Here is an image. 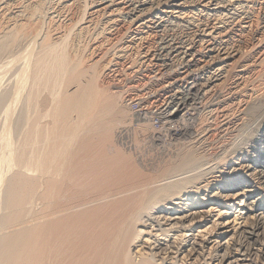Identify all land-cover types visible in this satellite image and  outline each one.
I'll list each match as a JSON object with an SVG mask.
<instances>
[{
  "label": "bare ground",
  "instance_id": "6f19581e",
  "mask_svg": "<svg viewBox=\"0 0 264 264\" xmlns=\"http://www.w3.org/2000/svg\"><path fill=\"white\" fill-rule=\"evenodd\" d=\"M249 2L254 1L83 0L80 20L71 21V26L70 23L68 27L64 26L63 36L60 34L62 30L51 29L53 26L49 27L50 32L46 33V29L41 38L39 31L42 30L37 28L42 26H33L32 36V30L25 32L26 25L23 28L24 23L20 21L21 29L20 24L3 26L5 30L1 31L5 32L0 36V64L3 69H0L7 70L6 73L12 71L8 77L5 76L7 84L5 79L0 80L7 85L3 84L6 88H0V117L9 112L15 113L17 108L14 109V104L20 101L23 104L18 107V119L13 121V125L8 124L6 119L0 121V135L16 134H12L16 140L15 143L12 141V147H5L10 142L4 136L8 143L3 139L7 144L0 150V264H264V5L261 21H256L258 26H255L252 35H245V31L239 30L240 41L236 43L233 40L236 26L246 20L243 15L247 6L244 4ZM53 14L49 19L58 20L59 13ZM30 15L27 22L33 23L34 12ZM195 16L204 18L202 23L199 21L201 24H196L197 27L205 26L206 29L214 23L209 32L202 28L192 30L193 26L190 28L188 24ZM242 16L244 18H240ZM170 18L178 20L174 26L181 28L180 34L184 35L186 28L189 33H194L192 36L195 38L203 37L202 34L208 37L210 56L207 64L202 66V57L197 58L191 48L185 47L193 41L192 36H175L169 40L160 38L155 49L147 44L148 38L157 35L156 30ZM118 21L130 24L124 34L129 35L125 43L129 46L141 45L140 63L144 67L147 65L148 68L153 60L167 68L177 63L185 70L182 73L185 77L182 78L191 80L185 86L180 84L183 79H178L180 85L169 82L168 86L158 82L161 78L158 81L153 79V82L149 80L156 89L152 90L153 95L160 92L164 99L159 101L160 105L155 103V110L148 113L141 106L147 96L144 100L143 96L137 99L139 110L135 112V121H148L151 117L147 114H150L161 124L170 125L178 115L192 113L194 116L195 112L218 104L221 121L217 130H223L225 135L221 133L223 140L217 145L213 141L215 137L212 139L214 146L211 145V149L218 151L214 156L203 154L208 148L204 144L207 139L202 135L193 139L192 148L189 144L188 149L183 144L179 149L176 147V152L179 150L175 153L176 159L169 162L166 159L167 163L163 162L162 167H157L158 162L156 165L152 162L159 168L157 175L152 174L156 176L146 174V177L139 170L137 172L136 169L140 168L134 166L131 169L130 165L127 169H119L123 162L119 164L117 159L107 158L109 156L104 150H109V146H102L109 142L105 133L116 131V127L119 136L125 137L130 134L131 125L125 126L126 117L123 124L124 117L117 118V110H112L118 105V101L115 102L118 95L116 98L115 94L109 96L105 92L108 95L104 98L107 99L106 104L98 101L101 94L94 87L91 76L85 75L87 70L80 67L81 58H76L80 51L73 49L76 59H72L68 52L70 43L68 45L67 42L68 38L72 39L70 35L78 36L80 40L79 36L88 33L90 28L94 29L95 23L98 29L100 26L101 32L114 31ZM26 28L29 30L30 27ZM163 30L161 32L167 29ZM52 31L56 32L54 35L57 38L49 41L47 38ZM38 36L40 39L37 42ZM119 38L118 42L116 39L113 44V40L109 42L110 45L105 41L109 45L107 53L110 51L120 57L130 48L123 42L124 46L119 44L122 41ZM253 41L255 43L251 44ZM239 47H242L239 57L228 64L236 58L235 50L237 52ZM151 54L152 59L148 61ZM4 72L1 73L6 74ZM202 79L204 83L209 81L208 84L211 82L213 85L212 95H206L208 91H204ZM204 96L206 100L203 101ZM213 97L221 101L215 103ZM137 100L134 99L136 103ZM97 101L106 106L99 108ZM45 118L48 120L46 123L43 121ZM109 123L111 127L117 126L111 128ZM111 123L116 124L112 126ZM203 125L206 126V122ZM174 130L171 136H167H177L174 141L182 140L178 138L185 134L182 129ZM109 135L113 134H108V139ZM107 145L112 144L109 142ZM119 151L122 152L121 149ZM119 155L117 153L116 157L122 158ZM3 167L7 168L6 172H3ZM103 167L112 168V171L108 173L105 170L104 173ZM100 172L102 175L117 174L111 178H105L108 174L103 175L102 178Z\"/></svg>",
  "mask_w": 264,
  "mask_h": 264
},
{
  "label": "rangeland",
  "instance_id": "374dc122",
  "mask_svg": "<svg viewBox=\"0 0 264 264\" xmlns=\"http://www.w3.org/2000/svg\"><path fill=\"white\" fill-rule=\"evenodd\" d=\"M2 1V2H1ZM9 0H0V36L1 35H3L2 33H4L5 31V28H6V26L8 27V25H11L12 24V26H13V24H14V26H18L19 24V26H21L23 23H24V25H23V28H24V26H25V32L26 31H28V32H30V29L32 30L30 33V35L32 36V33L34 34V31H33V28L35 27V28H37L38 26L39 27H41L42 26V28H37V29H41L42 31H39L40 33H39V36H40V38L42 37V36H44L47 32H50V30L51 29H53V28H58L59 29V31H61V33L60 32H58V33H60L62 36L64 35V33H62L63 32V30L65 29V27H68L69 25L71 26L72 24H71V21L73 22V21H77V20H80V18H81V13L83 12V4L81 3V2H83V0H77V1H75V0H10L9 2H10V4H9V2H8ZM26 1V2H25ZM73 1H74V3H73ZM90 1V0H89ZM252 1H254V2H249V3H246V4H244V6H247L246 8H244L245 10H244V14L245 15H243L245 18H246V20L244 21V22H242L239 26H236V28H235V31H233V35H234V42H236V43H238V41H240V36H238V35H240L241 33H239V30H242V31H245V35H252V33L255 31V29L254 28H256L255 26H258V23H260V21H261V10H262V6L264 5V1H262V0H252ZM257 1V2H256ZM261 1V2H260ZM14 3V4H13ZM23 3V4H22ZM258 3V4H257ZM261 3H262V5H261ZM8 4V5H7ZM13 4V5H12ZM18 4V5H17ZM21 4V5H20ZM67 4V5H66ZM9 6V7H8ZM63 6V7H62ZM7 7V8H6ZM23 7V8H22ZM25 7V8H24ZM257 7V8H256ZM36 8V9H35ZM38 8V9H37ZM64 8H66V9H64ZM12 9V10H11ZM256 9V10H255ZM258 9V10H257ZM37 10V11H36ZM58 10V11H57ZM64 10V13H62V11ZM66 10H67V12H66ZM248 10H249V12H248ZM252 10V11H251ZM20 11V12H19ZM22 11V12H21ZM42 11V12H41ZM45 11V12H44ZM53 11V12H52ZM60 11V12H59ZM34 12V16L32 15V17H33V23L30 21V22H27V21H29V19L31 18L30 16V14H32ZM52 12V13H51ZM56 12H58L59 13V17H58V20H57V18H53V19H49V18H51V16H54V14L53 13H56ZM17 13H18V15H17ZM20 13H22V14H20ZM25 13V14H24ZM41 14V16H40V14ZM46 13V14H45ZM50 13V14H49ZM252 13V14H251ZM6 14V15H5ZM51 14H53V15H51ZM260 14V15H259ZM16 15V16H15ZM20 15H21V17H20ZM35 15H37L36 17H35ZM39 15V16H38ZM66 15H67V17H66ZM1 16H2V18H1ZM7 16V17H6ZM18 16V17H17ZM24 16V17H23ZM29 16V17H28ZM45 18H44V17ZM61 16V17H60ZM63 16V17H62ZM240 17V18H244V17ZM255 16V17H254ZM26 17V18H25ZM64 17H65V19H64ZM8 18V19H7ZM36 19V21H35V19ZM40 18V19H39ZM66 18H67V21H66ZM72 20H71V19ZM196 18H197V21H196ZM13 19H14V23H13ZM18 19V20H17ZM20 19V20H19ZM27 19V20H26ZM39 19V20H38ZM43 19V20H42ZM49 19V20H48ZM60 19V20H59ZM174 18H170V21L168 20V25H167V23H165V25L163 26V27H161L160 29H158V30H156V31H158V33H157V35H152V36H150L149 38H148V40H147V44H150V46L151 47H153V49H155L154 47H157L159 44V39L160 38H163L164 39V37H166L165 38V40H169V38L171 39V38H174L175 36L178 38V37H180L181 36V38H182V36H192V34H194V33H189L190 32V30H185L186 28H184V31L183 32H185V34L184 35H182V34H180L181 33V31L179 30V29H181V28H177V27H175L174 25H175V23L177 24L178 23V20L177 19H174ZM200 19V20H199ZM204 18H201V17H198V16H195V19L194 18H192V20H191V22H190V24H188L189 26H190V28L192 29L193 27V29L192 30H197V29H201L202 28V30L203 31H205V32H209L208 30H210L209 28H211L212 26H213V24L214 23H211V25L209 26L208 25V27H206V29L204 28L205 26H201V27H197V25H199V24H201L202 23V20H203ZM250 19V20H249ZM7 20H11V22H7ZM15 20H16V22H15ZM25 20V21H24ZM42 20V21H41ZM52 20V21H51ZM54 20V21H53ZM55 20H56V22H55ZM65 20V21H64ZM258 20V21H257ZM6 21V22H5ZM18 21H20V22H18ZM39 21V22H38ZM59 21V22H58ZM75 21V22H76ZM171 21H174V22H171ZM176 21V22H175ZM201 23H200V22ZM258 23H257V22ZM54 22V23H53ZM74 22V23H75ZM95 22H96V20H95ZM124 22V23H123ZM193 22V23H192ZM197 22V23H196ZM245 22H247V23H245ZM249 22V23H248ZM8 23V24H7ZM29 24L30 26H27V24ZM31 23H32V25H31ZM42 25H41V24ZM45 23V24H44ZM49 23V24H48ZM53 23V24H52ZM61 23V24H60ZM70 23V24H69ZM83 23V22H82ZM169 23H170V25H169ZM251 23V24H250ZM256 25H255V24ZM16 24V25H15ZM55 24V25H54ZM65 24V25H64ZM69 24V25H68ZM96 24L97 23H95V27H94V29H92V28H90L89 30H88V33H86L85 35L83 34V35H81V36H79L80 37V40H78L79 38H77V37H75L74 35H70L71 37H72V39L71 38H68V45H69V43H70V47H69V50L70 51H68L69 52V54H70V57H72V59L74 58V59H76V58H81L80 60H81V65H80V67L81 68H84L85 70H87L86 71V73L87 74H85L86 76H88V77H90L91 76V80H93L92 82H93V84H94V87L96 88V90L102 95V96H104V97H102L101 95H98V101L100 102V100H101V102L102 101H104L105 102V104H106V102H107V99H105L104 100V98H106L105 97V95L106 96H108L107 94L109 93V96L110 95H112L111 93H113V94H115L114 96L116 97L117 95V99L115 100V102L116 101H118V105H115V108L114 109H112V110H117V111H115V112H118V116H120V117H118L117 116V114H116V117L117 118H122L123 119V117L125 116L126 117V121H127V123H126V121H125V117H124V119H123V124H125L126 123V125L125 126H128L129 124L131 125H129L128 127L129 128H131V130H130V134H127V135H125V137H124V135H122V137L121 136H119V134L117 133V128L115 127V126H117V124L116 123H113V124H116L114 127H111L110 126V123H109V126L111 127V128H114V129H116V131H114V132H106L105 134H106V136H107V140L110 142V144H112V145H107L108 143L107 142H105V143H107V144H103L102 146H104V145H106V146H109V150L108 149H105L106 148V146L104 147V148H101V149H105L104 151H105V153H106V156H109V157H107V158H109L110 160H112V159H117V161L119 162V164L120 163H122L123 162V164L121 165V166H119V169H122V168H124V169H127L128 168V166L130 165V167L129 168H131L132 169V167H138V168H140V169H136L137 170V172H138V170H139V173H143V174H149L148 176L149 177H151V176H156L157 174H158V171H159V168H157L158 167V165H159V167L161 166H163L165 163H167V162H169V161H173V159H176L175 158V153H177L176 152V147L179 149V146H180V144H183V145H185V147L188 145V146H194V145H192L191 143H193V139H197L199 136L200 137H202V135L203 136H205L206 138L205 139H207V141L204 143L205 144V146L208 148V151L206 150V148H205V151L207 152H204L203 154H206V155H209V157L210 156H214L215 155V153H217L215 150H212L213 149V147H211V145L212 146H214V142L216 141V145L217 144H219V142L218 141H222L223 140V138L221 137V136H223V134H221V133H224V135H225V132H223V130H217L219 127V124H220V121H221V118H220V116H221V114H220V109H218L219 107L217 106V105H214L213 107H209L208 109H206V110H199L200 112H195V115L194 116H192V113H191V115H190V113L189 114H185V115H178V117L177 118H175L172 122L173 123H171L170 125H166V124H161L158 120H156L155 119V117L153 118L152 117V115H148L147 114V117H151L150 119L149 118H147L146 120H148V121H140V122H138L139 124H140V126L142 127H140L139 126V124L135 121V112L137 111V110H139V108H138V106H137V104H138V100L137 99H140V97H142L143 96V99L142 100H144L145 98L144 97H146V99L144 100V102L145 103H143V101H142V103H143V105H141V106H143V108H144V111L145 110H147V113L148 112H153V110H155L154 108H155V106H157V104H155V103H157L158 102V105H160L159 104V101L163 98L164 99V97L162 96V93H160V92H158V93H156V96H154L153 95V91H156V89H155V87H154V85L152 84V82L153 81H158L160 78V80L158 81V82H160V83H163L164 85H167L169 82L170 83H176V82H178V85H180V84H183L184 86H185V83L186 82H188L189 80H187V81H185L186 80V78H182V77H185V75L184 74H182L185 70H183V67L180 65V64H178V65H180V66H178L177 65V63L176 64H173V67H162L161 66V64L160 63H156V61H151L152 63H151V65L148 67V68H146L147 67V65L144 67L140 62H142L140 59H141V56H142V47H140L139 48V46H141V45H131V46H129L128 44H126L125 43V41H127L128 40V37H129V35H124L125 34V32H126V30L128 31V29H129V25L130 24H127L125 21H118V23H117V26L115 27V28H117V29H115V28H113V29H115L114 31L111 29V30H105L104 32H101L99 29H100V26H99V29H98V27L96 26ZM180 24H182V23H180ZM196 25V26H194V25ZM249 24V25H248ZM254 24V25H253ZM6 25V26H5ZM36 25V26H35ZM48 25V26H47ZM119 25V26H118ZM187 25V24H186ZM5 28H4V27ZM34 26V27H33ZM50 26H53V27H51V29H49V27ZM58 26H60V28L58 27ZM65 26V27H64ZM173 27V29H175V30H173V29H171L172 27ZM188 26V27H189ZM193 26V27H192ZM253 26V27H252ZM3 27V28H2ZM26 27H30L29 28V30L26 28ZM32 27V28H31ZM45 27V28H44ZM47 27V28H46ZM197 27V28H196ZM247 29H246V28ZM22 28V26L19 28V29H21ZM44 28V29H43ZM164 30H166L165 32H166V34H165V32H161L163 29ZM196 28V29H195ZM2 29H4L3 31H1ZM27 29V30H26ZM37 29H35V30H37ZM46 29H48L47 31H46ZM238 29V30H237ZM250 29V30H249ZM251 29H253V30H251ZM16 29H14L13 31H15ZM163 30V31H164ZM23 31V30H22ZM45 31H46V33H45ZM110 31H111V33H110ZM169 31H170V33H169ZM250 31V32H249ZM20 32V31H19ZM107 32V33H106ZM175 34H174V33ZM182 32V33H183ZM217 32H219V31H217ZM246 32H248V33H246ZM56 32H54V31H52V34H49V35H51V36H48V38L47 39H49V41L50 40H52V41H54V38L56 39L57 38V36H55L54 34H55ZM103 33V34H102ZM162 33H164V34H162ZM179 33V34H178ZM237 33V34H236ZM121 36V34H123V36H124V38H123V36H121L122 38H119L120 36ZM161 34V35H160ZM177 34V35H176ZM200 35L202 34V33H199ZM164 35V36H163ZM242 35H243V32H242ZM39 36H38V38H36V40H37V42H38V40L40 39L39 38ZM86 36V37H85ZM163 36V37H162ZM202 36L203 37H201V38H195V37H191V38H194L193 39V43L192 42H189V43H187V46L185 45V47H188V48H191V50H192V53L193 54H195V55H198L197 56V58H201L202 57V61H203V63H201V65L203 66L204 64H207V61L209 60V56H210V53H209V50H210V47H209V45H207L208 44V42H207V40H208V37H204V35L202 34ZM84 37V38H83ZM159 37V38H158ZM30 38H32V37H30ZM73 38H74V40H73ZM76 38H77V40H76ZM117 38H119V41H120V39L122 40V41H120V43L119 44H122V42H123V44L125 45H128L130 48L129 49H126L127 51H128V53H127V51L125 50V53H123L120 57H118V56H116V55H114V53L113 52H110V54H109V52L107 53V51H106V49L108 48V46L110 45V43L109 42H112V40H113V42L111 43V44H113V43H115V41L116 42H118V39ZM189 38V37H188ZM207 38V39H206ZM116 39V40H115ZM124 39V40H123ZM186 39V38H185ZM239 39V40H238ZM71 40V41H70ZM73 40V41H72ZM76 40V41H75ZM115 40V41H114ZM187 40V39H186ZM200 40H201V42L203 43L202 45H200ZM47 41V40H46ZM105 41L106 42H108V44L109 45H107V43H105ZM157 42V43H156ZM196 42V43H195ZM207 42V43H206ZM191 43V44H190ZM195 43V44H194ZM253 43H255L254 41L253 42H251V44H253ZM100 44H102V46L101 47H98ZM122 44V46H124ZM125 45V46H126ZM190 45H191V47H190ZM198 45V46H197ZM200 45V46H199ZM206 45V46H205ZM237 45V44H236ZM72 46V47H71ZM107 46V47H106ZM242 46V45H241ZM97 47V48H96ZM202 47V48H201ZM207 47H208V49H207ZM94 48H96L95 50H93ZM206 48V49H205ZM73 49H74V51H76V50H78V52L80 51V53H78V56L79 57H76V56H74L73 54H74V51H73ZM139 49V50H138ZM152 49V50H153ZM200 51H202V49H204L202 52H200ZM240 49V50H239ZM198 50V51H197ZM237 50V49H236ZM236 50H235V54L237 55L236 56V58L234 59V60H231L230 62H228V64H231V63H233L238 57H239V51H241L242 50V47H239L238 48V51L236 52ZM206 51V52H205ZM112 53H113V55H112ZM133 53V54H132ZM139 53H141V54H139ZM198 53V54H197ZM201 53V54H200ZM238 53V54H237ZM72 54V55H71ZM80 54H81V56H80ZM200 54V55H199ZM234 55V54H233ZM74 56V57H73ZM76 57V58H75ZM131 57V58H130ZM152 57V54L148 57V61L150 60V59H152L151 58ZM206 57V58H205ZM126 58V59H125ZM136 58V59H135ZM204 58V59H203ZM119 59H120V61H119ZM208 59V60H207ZM112 60V61H111ZM131 60H133V61H131ZM207 60V61H206ZM147 61V62H148ZM204 61H206L205 63H204ZM2 63H3V66L5 67L6 65L4 64V62L3 61H1ZM23 63V62H22ZM21 63V64H22ZM136 63V64H135ZM123 64V65H122ZM128 64V65H127ZM154 64H156V65H154ZM160 64V66H161V68H160V66H157V65H159ZM135 65H137V66H135ZM2 65L0 64V68L1 69H3V67H1ZM133 66H134V68H133ZM139 66V67H138ZM126 67H127V69H126ZM142 67V68H141ZM154 67V68H153ZM160 68V70L158 69V68ZM123 68V69H122ZM151 68V69H150ZM160 71H157V69ZM1 69H0V73L1 72H4V70H2L1 71ZM145 69V70H144ZM153 69V70H152ZM156 69V70H155ZM175 69V70H174ZM113 70V71H112ZM150 70V71H149ZM7 71V70H6ZM6 71L4 72V73H6ZM12 71V69L9 71V72H7L6 74H0L1 75V77H0V80L1 81H4V79H5V84H7V82H6V77L5 76H9L8 74L10 73ZM123 71H125V72H122ZM140 71V72H139ZM175 71V72H174ZM138 72V73H137ZM157 73H159L158 75H157ZM169 73V74H168ZM182 75H181V74ZM125 74V75H124ZM128 74H129V76H128ZM142 74V75H141ZM3 75V76H2ZM119 75V76H118ZM136 75V76H135ZM145 75H146V77H145ZM149 75V76H148ZM154 75V76H153ZM181 75V76H180ZM126 76V77H125ZM162 76V77H161ZM179 76H180V78H179ZM200 76V75H199ZM150 77V78H149ZM155 77H157V78H155ZM2 78V79H1ZM125 78V79H124ZM128 78V79H127ZM132 78V79H131ZM138 78V79H137ZM174 78V79H173ZM201 78V77H200ZM154 79V80H153ZM177 79V80H176ZM181 81L182 79H183V83H180L179 84V80ZM149 80H153L152 82L150 81L149 82ZM1 81H0V84H1V86H0V88L2 87V88H6V87H4V86H7V85H5L4 84V82H2L1 83ZM172 81V82H171ZM174 81V82H173ZM202 82H201V85L204 83V81L205 80H201ZM129 82V83H128ZM189 82H191V80L189 81ZM9 83V82H8ZM134 83V84H133ZM149 83H150V85H149ZM166 83V84H165ZM208 83H209V81H208ZM206 84V83H204L203 85H204V91L206 92V91H208V92H206V95H212L213 93H212V91L214 90V87L212 88V86L213 85H211V82H210V84ZM3 84H4V86H3ZM9 85V84H8ZM133 85V86H132ZM148 85V86H147ZM168 86V85H167ZM166 86V87H167ZM206 86V87H205ZM209 86H211V87H209ZM131 87V88H130ZM134 89H133V88ZM145 87V88H144ZM1 88V89H2ZM208 88V89H207ZM211 88V89H210ZM142 89V90H141ZM147 89H150V91L149 92H147ZM144 90V91H143ZM153 90V91H152ZM109 91V92H108ZM105 92L107 93V94H105ZM146 92V93H145ZM98 93V94H99ZM104 93V94H103ZM151 95H150V94ZM129 94V95H128ZM139 97H138V96ZM150 96V99L148 98L149 96ZM160 95H161V98H160ZM224 96V98H225V94L223 95ZM136 97V98H135ZM198 97L200 98V95H198ZM205 97L206 96H204V97H202V100L204 101V100H206L205 99ZM133 98V99H132ZM213 98H215V97H213ZM132 99V100H131ZM134 99L135 100H137V103H136V101H134ZM218 99V100H217ZM215 98V100H214V102L215 103H218L219 101H221L219 98ZM200 100V99H199ZM98 101H97V103H98ZM134 101V102H133ZM146 101H149V102H146ZM155 101V102H154ZM201 101V100H200ZM117 103V102H116ZM151 103H152V106H150L151 105ZM23 104L21 101L20 102H18V103H16V104H14L15 106H14V109H15V107L17 108V109H15V113H14V111H13V113H8V115L6 116L5 114H4V116H1L0 117V121L2 122L3 120L5 121V119L6 120H8L7 122H8V124H10V125H13V121H17V117H18V113H16V112H18V109L19 108H21V105ZM101 106H100V105ZM108 104V103H107ZM150 104V105H149ZM103 105H104V103H103ZM101 103H98V106H99V108L101 107V108H104L106 105H104L103 106ZM119 107V109L117 108V107ZM19 107V108H18ZM153 109H152V108ZM218 107V108H217ZM147 108V109H146ZM150 108V109H149ZM200 108H201V106H200ZM20 110V109H19ZM120 111V112H119ZM211 114H210V113ZM109 113H112V111L111 112H109ZM217 113H219L218 115H217ZM133 114H134V117H132L133 116ZM210 114V115H209ZM10 115V116H9ZM121 115L123 116V117H121ZM6 116V117H5ZM17 116V117H16ZM179 116H181V117H179ZM200 116V117H199ZM210 116V117H209ZM215 116H218V118L217 117H215ZM7 117H8V119H7ZM13 117V118H12ZM183 117H184V119H183ZM186 117V118H185ZM198 117V118H197ZM2 118H4V119H2ZM14 118L16 119V120H14ZM135 118V119H134ZM190 118V119H189ZM196 118V119H195ZM130 119V120H129ZM132 119H134V121L136 122H134ZM177 119V120H176ZM183 119V120H182ZM187 119V120H186ZM192 119V120H191ZM198 119H199V121H198ZM201 119H202V122H201ZM212 119H213V121H212ZM215 119H218L217 121L215 120ZM194 120V121H193ZM42 121V120H41ZM45 123L46 122H48V120H46V118H45V120H43ZM42 121V122H43ZM132 121V122H131ZM150 121V122H149ZM188 121V122H187ZM209 121V122H208ZM125 122V123H124ZM132 124H131V123ZM192 122V123H191ZM198 122V123H197ZM203 122L205 123L206 122V126L205 125H203ZM213 122H216L217 123V125H214V124H216V123H214L213 124ZM150 123V124H149ZM152 123V124H151ZM183 123H184V125H183ZM189 123V124H188ZM196 123V124H195ZM200 123H202L201 125H200ZM211 123V124H210ZM112 124V123H111ZM113 124H112V126H113ZM107 125V124H106ZM137 125V126H136ZM146 125V126H145ZM194 125V126H193ZM109 126L107 127V129H109ZM168 126V127H167ZM180 126V127H179ZM184 126V127H183ZM192 128H191V127ZM217 126V128H216V132L215 131H213L214 130V127H216ZM133 127V128H132ZM155 127V128H154ZM196 127V128H195ZM198 127H200L201 129H199L198 130ZM207 129H206V128ZM111 128H110V131H113V130H111ZM168 128H170L169 129V131H168ZM186 130H185V129ZM191 128V129H190ZM209 128H210V130H209ZM134 131H133V130ZM143 129V130H142ZM149 131H148V130ZM171 129H175V130H181L182 129V131L185 133V134H183L184 136H178V138H183L182 140H175L174 141V138H177V136L176 137H174V136H172V137H169V136H171V132L173 131V130H171ZM194 129H197V130H194ZM203 129H204V131H203ZM139 130V131H138ZM162 130V131H161ZM174 130V131H175ZM188 130H189V132H188ZM202 130V131H201ZM209 130V131H208ZM159 131H161V132H159ZM206 131V132H205ZM207 131H208V134H207ZM222 131V132H221ZM134 132V133H133ZM150 132H152L153 133V135L150 133ZM169 132V133H168ZM194 132H197V134L196 133H194ZM201 132V133H200ZM210 132V133H209ZM220 132V133H219ZM113 134V135H109L110 137V139L111 138H113V139H108V134ZM136 134V135H133V134ZM140 133H143V134H140ZM154 133H156V134H154ZM188 133V134H187ZM205 135H204V134ZM13 134V132H11V133H9L8 134V136H6V135H4V134H1V135H3V136H1V137H3V138H1L0 137V150H2L3 149V146H5L7 143H8V141L10 142L9 144L11 145H9V144H7L8 146H5V147H12L14 144L13 143H15L16 142V140H14L15 139V136H16V134H13V135H15V136H13L12 135ZM168 134H170L169 136H167ZM193 134V135H192ZM200 134V135H199ZM216 134L218 135V136H216ZM118 135V136H117ZM144 135V136H143ZM160 135V136H159ZM189 137H188V136ZM194 135H196V136H194ZM4 136H6L5 138H8L7 140L4 138ZM112 136V137H111ZM128 136H130V137H128ZM135 138H134V137ZM146 136V137H145ZM149 136H152L150 139L151 140H153L152 142H151V140L149 139ZM157 136H159L158 137V140H159V138H161L159 141L157 140ZM162 136V137H161ZM193 136V137H192ZM222 138L221 140H220V137ZM11 139H10V138ZM14 137V138H13ZM117 137V138H116ZM121 137V138H120ZM126 137H128V139L126 138ZM192 137V138H191ZM195 137V138H194ZM212 137V138H211ZM214 137H215V139H214ZM153 138V139H152ZM168 140H167V139ZM170 138V139H169ZM172 138V139H171ZM211 140H210V139ZM7 142H5L4 140ZM13 139V140H12ZM139 141H138V140ZM184 139H186V140H184ZM212 139H214L213 141L214 142H212ZM3 140V141H2ZM135 140V141H134ZM141 140V141H140ZM156 142H155V141ZM187 140L190 142H187ZM209 140H210V142L211 143H213V144H211L210 142H209ZM4 142V144L2 143V142ZM12 141H13V143H12ZM149 141V142H148ZM166 141V142H165ZM174 141V142H173ZM113 142H115L114 144H113ZM164 142V143H163ZM173 142V143H172ZM178 142H180V143H178ZM6 143V144H5ZM119 143V144H118ZM130 143V144H129ZM136 143V144H135ZM141 143V144H140ZM148 143V144H147ZM13 144V145H12ZM143 144V145H142ZM146 144V145H145ZM170 144V145H169ZM174 144V145H173ZM178 144V146H176V145ZM115 145H116V147H115ZM128 145V146H127ZM164 145V146H163ZM215 145V146H216ZM101 146V147H102ZM138 146V147H137ZM150 146V147H149ZM154 146V147H153ZM171 146V147H170ZM188 146H187V148L186 149H188ZM190 146V147H191ZM197 146H199L200 147V145H196V147ZM112 147H114L113 149H112ZM142 147V148H141ZM152 147V148H151ZM160 147V148H159ZM163 147V148H162ZM167 147H169V148H167ZM189 147V148H190ZM201 147H202V145H201ZM108 148V147H107ZM112 150H111V149ZM116 148V150H114ZM122 150V152L121 151H119L120 149ZM128 148V149H127ZM158 148V149H157ZM165 148V149H164ZM192 148V147H191ZM190 148V149H191ZM210 148V149H209ZM212 148V149H211ZM160 149V150H159ZM176 149V150H175ZM200 149V148H199ZM202 149H203V147H202ZM202 149H200V152H202L201 150ZM109 151V153L111 154H109L107 151ZM133 150V151H132ZM136 150V151H135ZM140 150V151H139ZM156 150V151H155ZM192 150V149H191ZM101 151H103V150H100V152ZM103 151V152H104ZM115 152L114 154H113V152ZM117 151V152H116ZM138 151V153H136ZM145 151V152H144ZM168 151V152H167ZM210 151V152H209ZM211 151H213V152H211ZM102 152V153H103ZM125 154H124V153ZM132 152V153H131ZM149 152H151V154L149 153ZM166 152V153H165ZM209 152V153H208ZM108 153V154H107ZM117 153H118V155L119 156H122V158L121 157H116V155H117ZM128 153V154H127ZM131 153V154H130ZM148 153V154H147ZM157 153V154H156ZM161 153H162V155H161ZM164 153V154H163ZM212 153V154H211ZM1 154H2V151H0V156H1ZM147 154V155H146ZM152 154H153V157H151L152 156ZM156 154V155H155ZM173 154V155H172ZM211 154V155H210ZM112 155H115V158H114V156L113 157H111ZM127 155H129V156H127ZM142 157H141V156ZM161 155V156H160ZM168 155V156H167ZM170 155H172V156H170ZM178 155H179V153H178ZM136 156V157H135ZM139 156V157H138ZM148 156V157H147ZM135 157V158H134ZM174 157V158H173ZM120 158L122 159V161L120 160ZM129 158V159H128ZM131 158V159H130ZM142 160H141V159ZM163 158V159H162ZM119 159V160H118ZM125 159V160H124ZM151 159H152V161H151ZM166 159H168V161L166 160ZM171 159V160H170ZM128 160H129V162L131 163H129L128 162ZM131 160H132V162H131ZM134 160V161H133ZM138 160V161H137ZM149 160H150V162H149ZM167 162H166V161ZM125 161V162H124ZM126 161L128 162V165L126 164ZM141 163H140V162ZM134 162V163H133ZM155 164L156 162H158L157 163V167L153 164V163ZM161 162V163H160ZM163 162H165V163H163ZM127 165H125V164ZM132 163H133V165H132ZM138 163V164H137ZM143 163V164H142ZM144 163H145V165H144ZM132 165V166H131ZM143 166V167H142ZM6 167H3V172H6L7 171V168L5 169ZM104 168V167H103ZM102 168V169H103ZM107 168V169H106ZM117 169L118 168H116V171H117ZM142 169V170H141ZM155 169H157V170H155ZM161 169V168H160ZM4 170H6V171H4ZM105 170H107V172L109 171V170H111L112 171V168H108V167H105L104 168V173H105ZM150 170V171H149ZM155 170V171H154ZM111 171H109V172H111ZM140 171H143V172H140ZM149 171V172H148ZM156 171H157V173H156ZM108 172V173H109ZM155 172V173H154ZM107 173V174H108ZM115 173V170L113 169V174ZM7 174H9V173H7ZM100 175L99 176H102V178L105 176V175H107V174H103L102 175V173L100 172L99 173ZM113 174H108L109 176L107 177V176H105V178H111L112 177V175ZM117 174V173H116ZM116 174L115 175H113L114 177L116 176ZM142 174V175H143ZM152 174H156V175H152ZM151 175V176H150ZM6 176H9V175H6ZM96 176H98V174L96 175ZM95 176V177H96ZM98 176V178H100ZM147 175H146V177H148ZM113 177V178H114ZM94 178V177H93ZM214 220H216V217H214L213 218Z\"/></svg>",
  "mask_w": 264,
  "mask_h": 264
}]
</instances>
